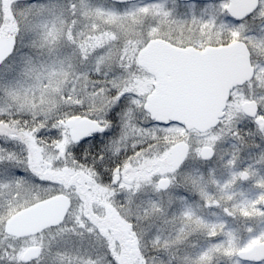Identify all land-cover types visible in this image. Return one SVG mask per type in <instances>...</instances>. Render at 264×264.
Returning <instances> with one entry per match:
<instances>
[{"label": "snow or ice", "instance_id": "6c2138e0", "mask_svg": "<svg viewBox=\"0 0 264 264\" xmlns=\"http://www.w3.org/2000/svg\"><path fill=\"white\" fill-rule=\"evenodd\" d=\"M0 264H264V0H0Z\"/></svg>", "mask_w": 264, "mask_h": 264}]
</instances>
